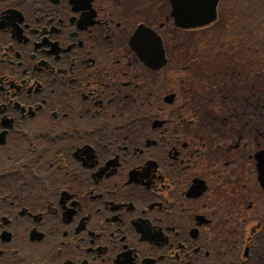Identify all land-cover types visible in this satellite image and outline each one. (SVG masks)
I'll return each instance as SVG.
<instances>
[{
	"label": "flooded vegetation",
	"instance_id": "obj_1",
	"mask_svg": "<svg viewBox=\"0 0 264 264\" xmlns=\"http://www.w3.org/2000/svg\"><path fill=\"white\" fill-rule=\"evenodd\" d=\"M171 13L0 0V264H264V125L252 144L141 63V26L169 62Z\"/></svg>",
	"mask_w": 264,
	"mask_h": 264
},
{
	"label": "rangeland",
	"instance_id": "obj_2",
	"mask_svg": "<svg viewBox=\"0 0 264 264\" xmlns=\"http://www.w3.org/2000/svg\"><path fill=\"white\" fill-rule=\"evenodd\" d=\"M226 5L229 6V10L232 12V15L230 13L227 20L226 26H223L221 31L219 28L217 29L216 27H213L203 32L204 38L207 42L213 44V48L215 49H219L218 45H221L223 41H228V43L233 45L234 39L239 41L243 40V32L247 30L249 26L248 22L252 19L251 17H254V21H256V25H253L256 29L258 28L257 25L260 20L264 23V0H235V2L224 3L225 7ZM214 32L218 34L217 37L215 36V39H213L215 34ZM217 39L219 42L215 45V43H217ZM203 42H205V40ZM243 53H245L244 55L246 59L244 68L241 63L232 62L231 70L233 73L234 70H238V75L240 76L239 78L245 76L248 78L249 75H251L252 78H264V43L258 50L260 57L254 54L252 50L248 49H246ZM241 54L234 56L232 60H237L238 58L242 60ZM208 68L209 65L207 63H202L197 69L198 72L204 73L208 70Z\"/></svg>",
	"mask_w": 264,
	"mask_h": 264
},
{
	"label": "trees",
	"instance_id": "obj_3",
	"mask_svg": "<svg viewBox=\"0 0 264 264\" xmlns=\"http://www.w3.org/2000/svg\"><path fill=\"white\" fill-rule=\"evenodd\" d=\"M213 65L210 66L205 75L202 73L203 78H218V83L214 87V91H218V94L223 97H230V101L228 103V107L236 108L239 110V114H241V109L246 106L247 102L250 107H254V121H258V106L257 98L263 96L264 97V80L257 79L250 82L249 86L242 87L238 86V76H236V72L233 73L231 69H228L227 66H220L221 64H216L213 62ZM250 91L251 93L244 97H240L238 94L241 91ZM256 98H255V97ZM257 108V109H256ZM252 112V110H251ZM250 112V113H251Z\"/></svg>",
	"mask_w": 264,
	"mask_h": 264
},
{
	"label": "water",
	"instance_id": "obj_4",
	"mask_svg": "<svg viewBox=\"0 0 264 264\" xmlns=\"http://www.w3.org/2000/svg\"><path fill=\"white\" fill-rule=\"evenodd\" d=\"M175 25L181 29L201 28L214 22L218 0H169ZM155 53H161L159 41ZM157 67V66H156ZM259 160V158H258ZM260 166V161H259ZM258 166V168H259Z\"/></svg>",
	"mask_w": 264,
	"mask_h": 264
}]
</instances>
